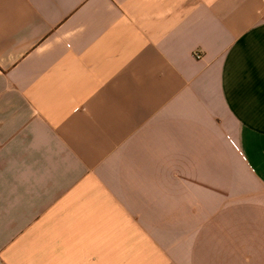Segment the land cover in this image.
Wrapping results in <instances>:
<instances>
[{"label": "crops", "instance_id": "0c3cea01", "mask_svg": "<svg viewBox=\"0 0 264 264\" xmlns=\"http://www.w3.org/2000/svg\"><path fill=\"white\" fill-rule=\"evenodd\" d=\"M0 264H264V0H0Z\"/></svg>", "mask_w": 264, "mask_h": 264}]
</instances>
